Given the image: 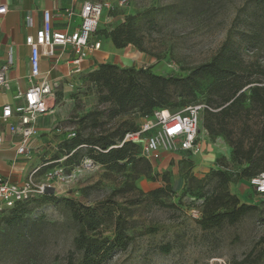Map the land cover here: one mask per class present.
I'll return each instance as SVG.
<instances>
[{
	"label": "rangeland",
	"instance_id": "1",
	"mask_svg": "<svg viewBox=\"0 0 264 264\" xmlns=\"http://www.w3.org/2000/svg\"><path fill=\"white\" fill-rule=\"evenodd\" d=\"M95 1L105 6L98 24L101 30L118 26L127 16L135 17L143 50L129 46L132 54L135 52L140 56L135 62L126 61L129 66H144L164 77L183 78L189 69L211 60L228 39L235 43L243 59L257 60L264 65V0ZM249 28L251 31L248 32ZM252 33L258 37L255 47H249L247 43ZM108 60L122 67V61L114 60V57ZM208 83L207 79L202 81L203 90ZM171 91L175 89L172 87ZM61 93L62 85L56 91V104ZM197 100L205 102L213 113L218 110L207 102L205 94H199ZM68 102L73 108L63 126L76 129L77 125L72 122L77 117L95 108H106L105 104L97 102L95 87L84 78L77 89L69 92ZM48 103L52 105V100ZM203 114L206 116L205 110L200 113ZM210 119L218 127L219 116L215 114ZM103 120L100 129L113 127L116 122L115 119ZM122 120L137 124L141 118L130 114ZM220 121L226 123V129L224 134L215 136L205 129L202 117L199 123V136L208 137L211 149L206 153L207 156L213 153V161L205 162L188 153L170 159L165 168L153 169L150 176L140 175L134 186L127 180L134 168L142 169L140 161L133 167L127 164L124 172L97 166L80 171L72 181L55 180L54 189L49 192L59 199L58 202L30 203V213L23 224L7 228L1 223L0 264H80V253L72 247L71 241L77 226L61 200L64 197L90 206L104 203L110 206L113 215L119 209L123 212L131 238L124 249H114L111 257L101 264H240L249 253L248 264H264V195H258L244 181L230 183L229 191L246 204H258L259 208L251 210L233 225L224 222L216 229L202 230L196 223L200 216L194 218L190 213L193 207L200 211L202 201L186 192L190 185L199 188V184L188 176L203 179L200 190L210 193L216 180L208 178L209 172L223 166L236 167L230 160L231 145L227 138H240L248 143L252 140L253 130L261 125L260 117L254 113L225 118V121L220 118ZM63 139L64 134L57 133L41 139L40 152L34 154L42 165L41 174L54 164L53 158L59 155L58 147ZM186 160L193 161V165L189 166ZM173 166L179 177L173 174ZM155 172L159 175L153 180L151 176ZM163 173L169 178L170 190L155 200L149 193L166 188L160 178ZM112 224L113 220L107 218L98 230L99 235L111 239ZM164 245L168 246L167 253L161 251Z\"/></svg>",
	"mask_w": 264,
	"mask_h": 264
},
{
	"label": "trees",
	"instance_id": "2",
	"mask_svg": "<svg viewBox=\"0 0 264 264\" xmlns=\"http://www.w3.org/2000/svg\"><path fill=\"white\" fill-rule=\"evenodd\" d=\"M251 31L250 28L248 32ZM97 37L109 39L116 49L126 48L130 45L142 49L138 26L135 25V17L127 16L118 26L110 29L97 28ZM249 47H255L258 37L252 33L248 36ZM89 84L95 87L97 102L105 104L106 108L93 109L86 114L71 121L77 125L72 126L74 137L64 139L59 145L60 153L55 156L51 167L60 166L65 172L72 173L85 160H91L93 164L104 166L106 169H115L124 172L126 165L143 163L142 169L134 168L127 180L134 186L135 180L140 175L150 176L153 165L149 159L141 154L140 143L125 140L128 132H134L139 127V122L122 120L124 116L136 114L141 119L152 114L154 109H168L176 111L185 105L203 102L197 100L199 94H205L206 100L213 108H218L215 113L205 108L206 116L203 124L212 136L222 135L226 129L225 118L238 117L242 114L254 113L261 119V125L252 132V140L245 143L242 139H229L231 145L230 160L236 167L229 169H212L208 178H215L210 193L201 191L203 179L188 176L199 188L186 187L192 197L201 199V210L196 223L203 230H213L224 222L231 225L236 223L251 210L259 208L258 204H246L237 194L229 191V184L237 181L247 183L248 179L264 171V65L257 60H245L235 43L228 39L213 55L211 60L198 64L189 69V73L183 78L173 76L164 77L149 71L144 66L119 67L116 64L106 62L98 64L83 77ZM209 81L207 87L202 89V81ZM175 91H171V88ZM173 98V99H172ZM174 98H177L174 99ZM202 110V111H203ZM219 116L216 124L211 121V116ZM103 119L113 120V127L100 129ZM249 127V126H247ZM64 157V158H63ZM62 161H58L61 160ZM189 166L193 161L186 160ZM48 167V168H51ZM41 170L39 174H41ZM48 170V169H47ZM158 173L151 176L157 179ZM166 188H157L149 193L155 200L162 195H167L170 190L167 174H160ZM247 186V185H246ZM138 193H141L137 190ZM142 194V193H141ZM70 212V218L75 223L76 232L73 235L72 247L80 253V264H101L110 258L111 252L116 249H124L131 236L127 233V222L123 212L119 209L116 215L106 204L95 206L77 204L73 199H61ZM49 191L40 194L33 199L18 202L12 208L0 215V225L7 228L23 224L26 215L29 214L30 203L58 202ZM198 208V207H193ZM8 212V215L5 213ZM2 216V217H1ZM107 218L113 220V236L107 239L99 235V228ZM161 251L167 253L168 246L161 247ZM251 253L246 255L240 264L250 262ZM261 259V258H258Z\"/></svg>",
	"mask_w": 264,
	"mask_h": 264
},
{
	"label": "built area",
	"instance_id": "3",
	"mask_svg": "<svg viewBox=\"0 0 264 264\" xmlns=\"http://www.w3.org/2000/svg\"><path fill=\"white\" fill-rule=\"evenodd\" d=\"M104 4L95 0H83L77 10L66 8L57 16H65L70 19L74 14L79 15L80 23L73 32L55 30L52 27L54 14L49 9H43L40 28L25 37L24 43L29 48V87L19 90L16 97L20 99L15 106L3 104L0 108V124L8 123V131L20 135V143L16 146V153L30 159L31 150L27 142L36 134V118L45 114L51 108L49 99L54 100L57 87L55 81L41 79V56H52L60 46L71 45L74 58L71 60L72 69L68 71L67 85L71 90L75 88L74 76L81 73V62L88 58L92 52L101 48V42L90 39L99 27V20L104 12ZM6 12V6L0 4V14ZM28 26L32 25L31 18L27 17ZM12 65V60L7 59L0 64V88L7 90L10 87V79L7 74ZM208 108L203 102L185 105L183 108L171 111L168 109H154L152 114L144 116L139 122V127L134 132L125 134V140L140 143L141 154L149 159H159L161 152L189 151L195 155L200 152L196 140L199 135L200 113ZM16 122H10L11 118ZM54 127L56 133H64L67 138L74 137L72 127ZM2 138L0 137V144ZM64 158V157H63ZM58 160L59 162L62 161ZM91 160L85 159L78 168L68 174L64 168L55 166L48 168L43 174H39L42 168L36 166L30 171L23 183H14L3 175H0V215L12 208L18 202L28 201L40 194L54 189L55 180L60 182L72 181L82 170H91L97 167ZM246 185L255 192L264 195V171L257 176L248 179ZM194 218L200 214L198 208L190 209Z\"/></svg>",
	"mask_w": 264,
	"mask_h": 264
},
{
	"label": "crops",
	"instance_id": "4",
	"mask_svg": "<svg viewBox=\"0 0 264 264\" xmlns=\"http://www.w3.org/2000/svg\"><path fill=\"white\" fill-rule=\"evenodd\" d=\"M83 0H0V4L6 6V12L0 14V64L8 58L12 60V65L7 74L10 79V87L7 90L0 88V108L3 104L15 106L20 102L16 97L19 90L25 91L30 83L28 80L29 70V48L24 43L25 37L40 28L43 9H49L55 16L52 20V27L55 30L64 32H73L80 23V17L74 14L70 19L65 16H57L63 13L66 8L77 10ZM31 18L32 25L28 26L27 17ZM101 19V18H100ZM100 21V20H99ZM92 40L101 42V48L95 50L81 62V73L73 77L75 88L80 85L82 78L89 71L94 69L98 64L106 63L108 59L114 57V60L122 61L120 66H129L126 61L137 60L139 54H132L131 48L116 49L109 39H101L95 33L90 36ZM73 48L71 45L60 46L52 56H41L40 69L41 79H48L50 82L55 81L57 87L54 94V100L49 111L39 115L36 118V134L27 142L28 148L33 154L30 159L16 153V146L20 143V135L12 134L8 131V123L0 124V175L5 176L14 183H23L27 174L36 166H41L40 161L34 154L40 152V141L42 138L56 134L54 127L64 128L63 122L72 110V103L68 102L69 92L67 82L69 79L68 71L72 69L71 60L73 57ZM136 57V58H135ZM62 85L63 94L59 96V102L56 104V91ZM75 91H72V93ZM10 122H16L13 117ZM63 135L64 133H57ZM65 135V134H64ZM205 135L196 140L200 152L193 156L201 158L202 161H213L214 155L210 153L207 156V150L211 149L207 143ZM189 151L161 152L159 159H151L153 169L165 168L170 159L185 156ZM167 163V164H166ZM172 172L177 175L172 167ZM179 177V175H177ZM182 178V177H181ZM179 181L177 180V183ZM180 183V182H179ZM246 184V183H245Z\"/></svg>",
	"mask_w": 264,
	"mask_h": 264
}]
</instances>
